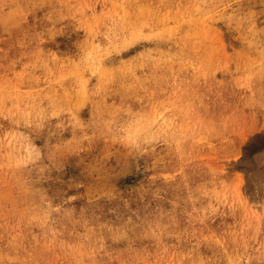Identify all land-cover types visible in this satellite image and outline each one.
<instances>
[{"label":"rangeland","instance_id":"obj_1","mask_svg":"<svg viewBox=\"0 0 264 264\" xmlns=\"http://www.w3.org/2000/svg\"><path fill=\"white\" fill-rule=\"evenodd\" d=\"M0 264H264V0H0Z\"/></svg>","mask_w":264,"mask_h":264}]
</instances>
